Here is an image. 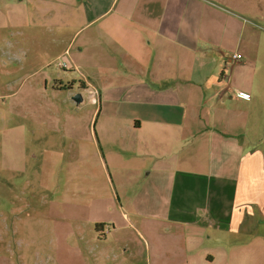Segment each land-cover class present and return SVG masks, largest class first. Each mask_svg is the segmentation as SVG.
I'll return each mask as SVG.
<instances>
[{
	"label": "crops",
	"instance_id": "1",
	"mask_svg": "<svg viewBox=\"0 0 264 264\" xmlns=\"http://www.w3.org/2000/svg\"><path fill=\"white\" fill-rule=\"evenodd\" d=\"M53 1L64 20L81 12L87 30L78 53L100 98L96 154L110 175L140 178L127 212L119 206L121 221L110 223L131 233L110 246L108 223L74 216L67 234L86 246L83 259L264 264V141L247 147L252 106L238 107L229 92L247 102L235 93L251 83L218 77L211 57L234 28L221 10L236 0ZM147 191L154 201L142 200Z\"/></svg>",
	"mask_w": 264,
	"mask_h": 264
},
{
	"label": "rangeland",
	"instance_id": "2",
	"mask_svg": "<svg viewBox=\"0 0 264 264\" xmlns=\"http://www.w3.org/2000/svg\"><path fill=\"white\" fill-rule=\"evenodd\" d=\"M235 2L221 10L234 28L219 37L224 46L211 57L218 77L251 83L249 90L235 84L246 90L247 102L229 92L238 107L252 106V148L264 141V0ZM60 8L53 0H0V264H90L83 259L86 246L67 234L74 216L108 223L109 246L110 237L131 233L113 232L110 223L121 221L119 206L127 212L140 178L110 175L96 154L99 120L91 115L99 105L86 94L96 87L87 84L94 80L78 53L87 30L81 12L71 22ZM234 53L242 59L233 60ZM76 93L78 105L71 99ZM144 194L146 203L154 201Z\"/></svg>",
	"mask_w": 264,
	"mask_h": 264
},
{
	"label": "built area",
	"instance_id": "3",
	"mask_svg": "<svg viewBox=\"0 0 264 264\" xmlns=\"http://www.w3.org/2000/svg\"><path fill=\"white\" fill-rule=\"evenodd\" d=\"M232 59L239 60L241 59V56L238 54H233ZM60 66L65 67L64 65H60ZM86 94H87V100L90 104L95 105V106L99 105L100 98H99V93L97 90H95L94 88H91L89 90H86ZM235 94L239 97H244V98L248 97V94L244 92H236Z\"/></svg>",
	"mask_w": 264,
	"mask_h": 264
},
{
	"label": "water",
	"instance_id": "4",
	"mask_svg": "<svg viewBox=\"0 0 264 264\" xmlns=\"http://www.w3.org/2000/svg\"><path fill=\"white\" fill-rule=\"evenodd\" d=\"M71 99L76 105H78L82 101V98L79 93H76L75 95H73Z\"/></svg>",
	"mask_w": 264,
	"mask_h": 264
},
{
	"label": "trees",
	"instance_id": "5",
	"mask_svg": "<svg viewBox=\"0 0 264 264\" xmlns=\"http://www.w3.org/2000/svg\"><path fill=\"white\" fill-rule=\"evenodd\" d=\"M99 227V226H98ZM97 228V227H96Z\"/></svg>",
	"mask_w": 264,
	"mask_h": 264
}]
</instances>
